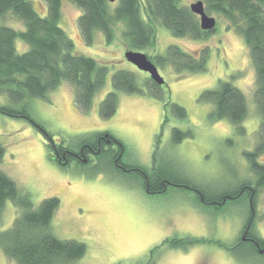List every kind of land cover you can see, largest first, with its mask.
I'll use <instances>...</instances> for the list:
<instances>
[{
    "label": "rangeland",
    "instance_id": "374dc122",
    "mask_svg": "<svg viewBox=\"0 0 264 264\" xmlns=\"http://www.w3.org/2000/svg\"><path fill=\"white\" fill-rule=\"evenodd\" d=\"M30 1L40 16H47L45 0ZM197 1L182 3L190 7ZM62 13L60 26L73 40L74 53L107 66L108 75L87 113L77 107L75 90L67 82L46 99H29L33 118L50 133L55 144L64 141L65 146L76 145L78 136L107 132L123 143L124 163L151 168L155 154L161 163L180 169L193 186L213 194L225 195L255 181L244 155L257 145L261 124L255 101V69L245 40L228 27L225 19L210 14L217 20V31L203 40L178 38L165 27H157L155 46L141 51L150 60L151 56L165 54L171 45L194 55L210 49L206 72L178 75L171 67H157L165 80L160 99L149 94V74L125 58L128 49L122 35L109 45L97 32L95 43L89 46L78 28L80 9L63 0ZM2 25L25 29L11 15L0 19ZM16 48L23 53L28 45L18 39ZM118 70L135 73L143 93L119 91L116 114L102 119L100 104L113 90L112 77ZM221 81L232 82L245 95L248 114L241 124L244 133L226 119L213 121L215 106L202 98L205 91L217 89ZM0 104H9L5 95H0ZM173 105L182 106L186 116L177 115ZM176 128L190 135L175 143L172 135ZM50 141L32 123L0 115V142L5 148L0 170L31 197L35 207L44 199H59L50 225L52 233L87 248L86 254L72 264H264V250L247 254L236 247L251 215L248 199L230 201L216 211L198 201L196 192L188 188L171 187L166 193L149 194L135 172L112 170L105 155L96 156L91 164L58 165L49 158ZM255 211V230L264 240V192L257 198ZM20 213L21 209L8 200L0 230L10 228ZM174 239L185 242H166ZM195 240L198 242H190ZM0 264L17 263L0 247Z\"/></svg>",
    "mask_w": 264,
    "mask_h": 264
},
{
    "label": "trees",
    "instance_id": "16d2710c",
    "mask_svg": "<svg viewBox=\"0 0 264 264\" xmlns=\"http://www.w3.org/2000/svg\"><path fill=\"white\" fill-rule=\"evenodd\" d=\"M78 7L81 15L78 28L83 41L91 46L95 43L96 33L101 32L107 44L115 41L117 35L128 50L144 51L153 48L156 43L157 27L163 26L178 38L192 40L208 39L217 31H204L199 17L182 0H70ZM207 14L221 16L243 37L249 49L256 75L255 101L261 113L258 131V143L254 150L244 153L255 181L250 180L237 191L225 195L213 194L208 190L193 186L185 175L176 167L161 163L154 154L153 166L145 168L123 162L118 156L113 157L111 146L118 145V153L125 150L121 141L110 133H88L78 136V144H55L50 133L32 116L29 99L47 98L63 82L69 83L75 90V103L79 110L87 113L91 110L96 93L105 85L108 67L100 65L95 59L74 53V42L60 26L63 0H45L47 16H40L30 0H0V19L12 16L21 21L25 29L16 30L0 26V95H5L9 104H0V115L26 120L40 129L51 141L52 151L65 153L67 160L71 154H80V163L88 154L100 152L105 155L109 168L118 172H135L141 186L149 194L166 193L171 187L188 188L196 192V198L203 205L219 211L230 201L250 200L255 209L258 196L264 192V0H201ZM144 11V14H143ZM21 39L28 45V50L19 53L16 41ZM210 49H203L198 55L184 51L176 45L167 48L165 54L151 56L157 67H171L176 74H195L207 71ZM113 90L108 92L100 104L99 114L102 119H110L118 109V92L128 94L143 93L138 85L135 73L118 70L112 77ZM146 85L154 97L162 98V86L150 77ZM202 98L214 104L211 114L213 121L226 119L234 124L239 132L247 118V102L243 92L230 81H221L215 90H207ZM173 110L180 117L186 116V110L180 105H173ZM189 133L180 129L173 130V141L182 142ZM111 141L108 151H104L106 142ZM5 155V148L0 142V160ZM62 161L63 158H62ZM93 163L94 161H89ZM213 194V195H211ZM10 200L21 213L7 230H0V247L4 254L17 264H72L82 258L87 251L86 245L74 240H63L51 231V221L60 206L56 197L44 199L38 207L31 197L21 192L17 184L0 170V221L5 203ZM251 208V205H250ZM255 232V242H242L247 254L264 250V240L256 233L255 224L248 235ZM171 245H179L185 240L174 239ZM198 242V240L190 241Z\"/></svg>",
    "mask_w": 264,
    "mask_h": 264
},
{
    "label": "water",
    "instance_id": "95a60500",
    "mask_svg": "<svg viewBox=\"0 0 264 264\" xmlns=\"http://www.w3.org/2000/svg\"><path fill=\"white\" fill-rule=\"evenodd\" d=\"M118 0H109L110 3H115ZM191 11L200 18V26L204 31H212L216 28L217 20L215 17L207 14L203 1L190 5ZM125 58L128 62L136 66L139 70L148 73L150 78L160 86L165 84L164 78L160 75L157 66L147 57L146 54L140 51L128 50L125 53Z\"/></svg>",
    "mask_w": 264,
    "mask_h": 264
},
{
    "label": "flooded vegetation",
    "instance_id": "af4514ba",
    "mask_svg": "<svg viewBox=\"0 0 264 264\" xmlns=\"http://www.w3.org/2000/svg\"><path fill=\"white\" fill-rule=\"evenodd\" d=\"M107 145H104V151H108V148H109V145H111V141H107L106 142ZM117 142H115L114 145L111 146L112 148V152H114L113 154V157L115 158V162L117 163L116 161V158L117 156L120 158V159H123L124 155H125V150H122L121 153H118V145L116 144ZM97 152H94V153H99L100 152V143H99V147L97 148ZM94 153H91V154H88V158L87 159H84L83 161L86 163V164H91V162L89 161H95L96 159V154ZM83 155V151L82 153H80ZM80 154H71L72 158L70 160H67L65 159L66 158V155L65 153H58V152H55V151H52L49 153V158L51 161L57 163L58 165L62 166V167H68L69 165H72L74 162H77L78 164H80ZM62 158L64 161H62ZM83 162V163H84ZM250 205H251V215L249 216L246 224L244 225L243 229L241 230V235H240V238H239V244L242 245V242H247V241H250L251 243H254L255 242V232L248 235V231L252 230V227L255 223V217H256V211L255 209H253V204H252V201L250 200ZM260 251V250H259Z\"/></svg>",
    "mask_w": 264,
    "mask_h": 264
}]
</instances>
